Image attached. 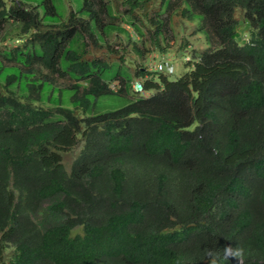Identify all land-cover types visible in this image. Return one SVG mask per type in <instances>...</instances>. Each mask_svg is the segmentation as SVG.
<instances>
[{"label": "trees", "instance_id": "1", "mask_svg": "<svg viewBox=\"0 0 264 264\" xmlns=\"http://www.w3.org/2000/svg\"><path fill=\"white\" fill-rule=\"evenodd\" d=\"M41 1V19L55 20L50 0ZM179 1L182 18L199 19L207 47L173 81L136 70L149 96L77 118L0 94V264H210L208 252L230 264L228 246L243 250L239 264H264V0ZM139 2L127 0L130 10ZM86 7L81 0L77 13L92 25L74 24L69 13L62 30L33 33L23 50L4 55L73 81L67 101L83 114L130 83L74 48L81 31L108 28ZM234 9L248 24L242 44ZM7 21L22 33L40 25L36 13L0 0V27ZM155 24L158 37L163 25ZM1 70L5 87L43 90L18 69ZM118 79L111 93L107 83ZM78 134L82 148L65 172L59 153ZM46 201L62 218L42 227L32 215Z\"/></svg>", "mask_w": 264, "mask_h": 264}, {"label": "rangeland", "instance_id": "2", "mask_svg": "<svg viewBox=\"0 0 264 264\" xmlns=\"http://www.w3.org/2000/svg\"><path fill=\"white\" fill-rule=\"evenodd\" d=\"M2 1L5 8L18 4L22 9L32 14L36 13L37 18L40 19V25L37 30L30 29L26 33H22L19 25L9 21L1 25V71L18 69L29 78L28 80L42 83L44 86L37 95L14 85L5 87L3 80L0 79V94L11 96L35 108L52 109L58 106L67 108L77 118L113 111L128 103L137 95L133 94L130 88V85L136 80L134 77L136 70L144 71L153 62L166 60L172 66L173 72L163 76L168 81H173L188 72L192 68V64L197 61L198 55L207 47L203 35L196 32L199 19L196 17L187 21L182 18L179 11L186 6L179 0H140L139 6L134 10H130L127 0H86L88 12L95 13L102 24L108 25V28L101 31L92 26L90 33L81 31L74 48L77 53L81 54V59L100 60L109 67V70L118 67L122 73L130 78V83L125 93L102 96L96 101L89 113L83 114L80 110H74L67 101L68 94L65 91L73 85V81L49 73L39 66H33L26 71L19 64H14L4 58V55L13 49L23 50L24 46H28L27 42L33 33L53 32L65 28L69 13L72 14L73 21L76 22H73L74 24L86 22L90 25L91 22L87 16L77 13L81 0H50L49 2L55 8L56 13L53 21L41 19L42 11L41 5H39L41 0ZM101 6L108 9L111 18L103 12H99ZM233 18L236 20L235 40L238 44H242L248 39V24L243 19L239 9H234ZM157 21L163 26L161 34L155 37L154 30ZM118 81L119 79L107 83L111 93L118 89ZM152 93L153 91H149L137 96L146 97ZM55 99H60V105L52 102ZM82 145V139L78 134L75 146L68 151L59 153L61 165L65 172L69 171L70 165L78 155ZM49 204V201L43 202L32 215L34 223L45 227L61 220V215L52 214L48 211ZM75 233H80V229L75 228L72 234ZM10 252L9 248L5 249L4 260H7Z\"/></svg>", "mask_w": 264, "mask_h": 264}, {"label": "built area", "instance_id": "3", "mask_svg": "<svg viewBox=\"0 0 264 264\" xmlns=\"http://www.w3.org/2000/svg\"><path fill=\"white\" fill-rule=\"evenodd\" d=\"M144 71L158 73L162 75H170L173 72V68L168 63V61L164 60V61L153 62L150 66L146 67ZM130 88H131V92L137 95L144 93L141 82L139 80H134L133 83L130 85Z\"/></svg>", "mask_w": 264, "mask_h": 264}, {"label": "clouds", "instance_id": "4", "mask_svg": "<svg viewBox=\"0 0 264 264\" xmlns=\"http://www.w3.org/2000/svg\"><path fill=\"white\" fill-rule=\"evenodd\" d=\"M243 254V250L240 248L233 249L231 246L225 247L224 249V258L225 259H237L240 258ZM208 256L212 257L210 264H217L216 253L208 252Z\"/></svg>", "mask_w": 264, "mask_h": 264}, {"label": "water", "instance_id": "5", "mask_svg": "<svg viewBox=\"0 0 264 264\" xmlns=\"http://www.w3.org/2000/svg\"><path fill=\"white\" fill-rule=\"evenodd\" d=\"M224 257V254H223ZM230 264H239V260L238 259H226Z\"/></svg>", "mask_w": 264, "mask_h": 264}]
</instances>
